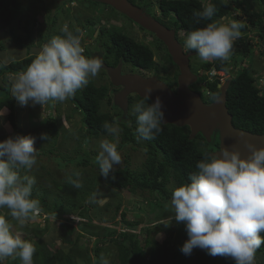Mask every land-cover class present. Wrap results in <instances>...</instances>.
Wrapping results in <instances>:
<instances>
[{"label":"trees","instance_id":"16d2710c","mask_svg":"<svg viewBox=\"0 0 264 264\" xmlns=\"http://www.w3.org/2000/svg\"><path fill=\"white\" fill-rule=\"evenodd\" d=\"M29 1L30 6H32L35 1H40L42 2L43 8L51 12L54 9L53 7L56 9L60 7V10L61 8L64 9L65 4L71 0L64 1L60 6H50L45 0ZM78 1L83 4L89 3L93 7L98 5L104 6V8L118 13L108 4L92 0ZM130 1L139 6H145L148 9L152 6V2L149 3L147 0ZM246 1L258 4L262 8V11L259 13L256 12L254 16L251 15L248 10L242 6ZM209 2L214 4L217 9L211 20L222 22V19L231 17L232 19L230 18L229 20H238L245 25L241 30V34L243 35L239 40L240 43L236 41L233 45V49L238 43L242 47V52L240 54L241 58L239 60H233L234 64L237 65L238 62L244 60L250 51H253L250 48L251 44L248 42L250 41L249 32L256 31L264 40V0H227V2H225V0H158L161 14L157 16L155 13L156 11L153 10L151 14L168 28H175L177 38L184 44L190 31L203 27L210 22V20H202L200 23H197L194 16V12L202 11ZM21 3L20 0H0V20L2 23L11 26V36L13 35L12 39L15 41L14 43L19 47L27 46L31 49L34 45L33 34L35 33L34 26H36L35 23L37 19L35 15L31 20L25 17L24 25L21 27L20 24L23 22L20 17L23 12ZM240 8L245 11L242 15L238 12ZM243 15L247 16L248 22L243 19ZM51 17L52 15H48V37L42 34V30H38L40 43L42 44L47 43L53 38V32L58 36L63 35L62 30L55 32L54 22L51 20ZM97 18L98 17H94L93 19L92 16H87L85 18V23L77 22L79 23L78 25L71 21L68 30L75 34L77 30L82 32L92 24L97 27L100 23ZM50 23L53 24L50 25ZM20 27L22 29L24 28V35L18 32ZM141 28L144 29L143 27ZM99 31V40L105 51L104 63L115 66L120 62H124L130 64L133 70H137L144 74L149 72L154 73L161 80L166 81L170 85L177 83L179 75L177 69L173 72V76H162L161 74L160 64L155 59L154 47L159 51L165 52V65L162 67L164 71H168L169 69L167 63L173 64V61L165 44L158 38H155L153 47L151 44L139 40L134 34L125 32L122 28L109 29L103 26ZM3 48L4 45L0 43V50ZM36 55L37 53L29 52L26 57L8 63L0 59V63L3 64V66H0V76L2 77V84L0 85V109L5 107L9 108L10 112L8 118L12 123L14 136L25 135V133L17 123V100L11 94V82L9 81V77L25 70ZM195 56L199 57L198 53ZM233 62L232 60L223 62L220 60L202 61L200 69H202L203 72L213 68L228 71ZM198 75V81L193 84L192 88L201 93L203 89L209 90V95L203 94L205 102L215 101L221 94L219 79L207 80V76L201 72H199ZM205 81L206 84H204ZM111 86L116 88L111 82H109V84L102 83L100 85L89 82L85 87L78 90L75 95L69 97L73 105L71 110L73 113H79L81 115L80 119L85 128L83 140L90 141L94 137L106 135L107 133L103 125L105 122H108L122 128V140L118 149L126 144H132L135 149L143 147L147 153L143 169H133L129 160L126 159L124 165L119 168H114L113 173H110L106 179L114 188L129 190L133 195L140 193L139 191H148L151 194V198H148L150 205L157 206L156 208L158 210L157 216H155L154 219L156 217H158L159 220L167 219L174 215L170 204L173 191L170 184L173 183L172 181H175L176 187H178L182 183H189L190 175L197 170V162L203 158L205 152L211 153L217 150L220 146V139L217 135L216 138L213 137V140L209 141L202 133H198L192 138L190 126H178L172 123H163L162 121L160 125L161 131L158 134H154L153 139L145 140L136 132L135 114L129 113L130 120H119L122 116V110L114 104ZM137 99L140 101L143 97L137 96ZM131 101L132 97H129V102ZM103 102L110 105L111 110H103ZM151 102H153V100L150 99L149 103ZM227 106L230 113L233 115L232 122L236 128L256 134H264V85L261 87L258 86L256 71L251 63L242 67L232 79L227 90ZM73 116L74 114L71 115V113L68 115L69 118ZM56 121L57 120L53 118L48 121L46 129L48 130L47 134L50 133L49 137H55L60 131ZM34 134H37V132ZM38 135L40 137L41 133L35 136L38 137ZM38 146L39 150H37V157L43 154L48 158L49 162L54 160L57 167L60 168L55 156H53L55 153L54 148L46 150L40 142ZM97 155L98 154L93 158L81 155L82 159L79 161H81L80 163L88 164L93 160L95 164H97ZM46 171L50 173L49 168H46ZM73 172L68 174L63 180L52 179L55 188L58 189V193L53 195L52 200H49V198L53 190L50 192V188L38 183H35L33 186L32 198L39 201V209L48 215L60 217L65 220L61 222L60 227L66 233V241H69L72 245L67 253L63 252L62 248L58 249L56 253L49 250L48 242L43 240L36 241L34 244L36 251L33 255L35 264H56V261L59 264H101L100 261L103 251L101 243H105L106 241L115 243L121 264H181L183 252L180 248H177V243H179V241H176L175 247H170L169 244H166L160 249L159 242L154 241L153 238L150 237L151 223H154V221L148 218V220L152 222L148 221L145 226H142V220L139 222L130 221L127 218V214L132 208L122 203L117 204L115 207L116 215L121 211L120 219L116 220L117 218L115 215L113 222L105 224L102 228L92 227L93 223H98V214L92 213L93 207L90 202L83 201L89 195V189H91L92 186L87 185V178H80L83 187L79 189L74 188L68 182L70 176L75 179L72 175ZM113 175L115 177L114 179L112 178ZM134 205V208L137 210L141 209L138 204ZM73 208L77 209L76 215H70V212H72L70 210ZM75 222L78 223V226H76ZM119 224L123 226L119 227ZM177 224L178 231L179 228L182 230V228L185 227L184 223ZM142 230L146 234L144 243L140 236ZM87 233L96 238L93 251L94 261H92L89 256L90 249L86 248L81 250L78 244L80 237ZM73 235H75L74 238ZM261 235L264 236V233ZM25 239L32 242L31 237H26ZM257 252L264 255V244L261 245ZM148 255L151 256L149 260ZM78 258L83 259L84 263L80 262ZM21 263L18 257H12L6 262H3V264Z\"/></svg>","mask_w":264,"mask_h":264},{"label":"clouds","instance_id":"9594fccd","mask_svg":"<svg viewBox=\"0 0 264 264\" xmlns=\"http://www.w3.org/2000/svg\"><path fill=\"white\" fill-rule=\"evenodd\" d=\"M216 11L215 5L209 2L202 11L194 12L197 23L202 20L210 22L190 31L184 44L181 42L185 49L195 50L193 52L205 62L228 61L233 45L245 27L238 20H211ZM62 32V36H54L42 46L25 70L10 76L12 96L22 106L30 102L42 106L50 101L64 102L99 74L103 61L84 54L85 48L93 45L82 46L83 33L77 30L74 34L67 26ZM190 66L195 72L191 62ZM234 66L233 63L228 71L213 68L204 72L199 69V72L206 75L207 80L219 79L221 89L219 73L230 72L226 81L230 86L241 69ZM192 86L191 89L200 93L203 99V94H210L209 90L203 89L201 93ZM258 86L261 87L259 82ZM153 90L147 87L144 98L132 109L136 115V132L145 140L153 139L165 120L161 98L149 103ZM5 115L6 109H0V121ZM103 128L107 136L115 138H102L98 145L96 162L100 175L107 178L113 173L114 166L121 163L118 151L120 128L108 122ZM39 138L46 141L49 135L42 133ZM36 140V136L29 134L9 136L0 141V209H8L7 214H0V264L8 257H18L22 264H33L35 246L24 238L23 233L14 229L12 221L23 226L40 210L39 201L32 198L35 177L21 175L22 170H31L37 162ZM249 149L248 156L229 147H224L219 153L205 152L196 164L197 170L190 175V182L173 189L170 204L174 215L158 225L170 227L173 219L176 223H184L188 235L181 248L184 254L189 255L194 248H200L213 257L231 258L235 264H255V254L264 244V236L261 235L264 233V146L250 145ZM72 175L75 179L70 176L68 182L74 188H82L81 172L74 171ZM101 264H110L109 258L102 256Z\"/></svg>","mask_w":264,"mask_h":264},{"label":"rangeland","instance_id":"374dc122","mask_svg":"<svg viewBox=\"0 0 264 264\" xmlns=\"http://www.w3.org/2000/svg\"><path fill=\"white\" fill-rule=\"evenodd\" d=\"M21 7H22V24L24 25L25 17H27L28 20H31L33 16H36V26H34V34H33V41L34 45L31 49H29L27 46L25 47H19L15 41L12 39L13 35L11 36V27L9 25H6L2 22H0V43L4 45V48L0 50V59L4 62L8 63L11 61H15L18 59H22L26 57L29 52L33 53H39L42 46L44 44L40 43V36L38 33V30H42V34L46 37H48V15H52L51 20L54 22V29L55 32H58L62 30L65 26L69 28V24L71 21L75 22L76 25L82 22L85 23V18L87 16L98 17L97 20H99V24L97 27L95 25H90L85 31L83 30V37H82V44L83 46H86L88 44H91L95 47H98L99 49L103 50V46L100 39V31L99 29L103 26L108 27L109 29L113 28H122L125 32L134 34L139 40L151 44L154 47V40L155 38H158L157 35L152 32L151 30L141 26L138 22L134 21L130 17L125 15L123 12L115 9L118 13H115L109 9L104 8V6H95L93 7L89 3L83 4L82 2H79L78 0H65L69 1L65 4L64 9L58 7L59 9H54L51 12H48L46 9L43 8L42 2L35 1L32 6H30L29 0H20ZM63 1V0H62ZM61 1V2H62ZM148 2H152V6L149 7V9H145L149 14H151V11H156V15L159 16L161 14V10L158 6V0H147ZM64 2V1H63ZM98 2V1H96ZM99 3H103L100 2ZM107 4V3H103ZM243 8L245 7L248 12L251 15H255L256 12H261L262 8L255 3L252 2H244ZM239 14H244L243 9L238 10ZM154 17V16H153ZM231 17H227V19H222V22H228L230 21ZM232 19V18H231ZM243 19L247 20V16L243 15ZM53 23H50V25ZM143 27L144 29H142ZM20 34L24 35L25 30L24 28L20 31H18ZM92 33V34H91ZM242 33V31H241ZM54 34V35H53ZM53 37L58 36L55 35L53 32ZM91 34V35H90ZM183 35V34H182ZM243 34H241L242 36ZM181 36V35H180ZM249 44L250 48L253 51H250L248 55L244 58L243 61L238 62L237 65L234 67L242 68V66H245L246 63H251L252 67L256 71V76H258V82L259 85H264V43L263 38L255 31V32H249ZM241 38V37H240ZM159 39V38H158ZM160 40V39H159ZM179 40V39H178ZM238 39L237 41H239ZM162 41V40H160ZM163 44H165L162 41ZM240 43V41H239ZM237 44L234 49H232V53L230 56V61L235 59L241 58V52L242 47L240 44ZM166 46V45H165ZM167 48V46H166ZM184 48V47H183ZM155 50V59L157 62H159L161 67V74L164 75H171L173 76V72L177 69L180 73V67L173 61L172 63H167L169 69L168 71L163 70V66L165 65V52L157 50L156 47H154ZM168 51V48H167ZM184 52H189V50L185 49ZM169 52V51H168ZM263 52V53H262ZM173 60V59H172ZM191 64H193V67L196 69L195 73L200 69L201 60L199 57L192 55L190 56ZM234 63V62H233ZM232 63V64H233ZM231 64V65H232ZM177 67V68H176ZM123 69V67H122ZM132 69L130 64H126L124 70H130ZM103 65L100 69L99 74L94 77L90 78L89 82L96 83L97 85H100L102 83L111 82L110 75L107 72H103ZM123 72V71H122ZM123 73H130L129 71L123 72ZM150 73V72H149ZM230 72H227L226 74L219 73L221 78V85L224 86L227 84V79L229 77ZM147 76H152L154 73L144 74ZM198 75V74H197ZM15 76V75H12ZM2 77L0 76V85L2 84ZM263 78V79H261ZM9 81L10 77H9ZM112 83V82H111ZM116 87V92L121 89L119 86ZM171 88H174L177 91L178 88V78L177 83H173ZM115 92V93H116ZM12 94V93H11ZM132 96V101L129 103V113L133 114L132 109L133 106L138 102L136 93H132L130 97ZM113 100H114V93L112 94ZM73 108V105L70 102V99L68 98L64 102H58V101H50L49 103L45 104L44 106L36 104L33 105L31 102L26 105L22 106L17 101V123L20 128L24 130L25 135H36L38 133H47L46 126L48 125V121L53 118L56 121L57 125L60 128V131L58 132L55 137H49L48 140L44 141L39 138V135L37 137V140L35 142V147L37 150H39L38 143L40 142L46 150L50 148H54L55 153L53 156H55L56 161L59 163L60 168L57 167L54 160L48 161V158L45 157L43 154L40 157H37L36 164L32 167L31 170H22V175H29L34 176L36 179V184H42L43 186L50 188V192L53 190V193L51 192V196L49 200H52L53 195L58 193V189L55 188L53 180L52 179H61L63 180L65 177H67L68 174L72 173L73 171H80L81 177L80 178H87L86 183L87 185L92 186L91 189H89V195L83 200L90 202L92 204L93 214H98L97 221L98 223L92 224V227H100L105 226V224H109L113 222L114 217L116 215V205L119 203H122L125 206H129L132 208L128 211L127 218L130 221L133 222H142V226H145V224L150 221L148 218H151L154 223H151V233L150 237L153 238L154 241H158L161 247L163 248L166 244H169L170 247L176 246L177 248H182L185 241L188 239V235L186 232V227H183L182 230L179 228V231L177 229V223L175 220H172L170 227H164L162 224L158 225L161 221L166 220L165 219H154L155 216H157L158 210L157 206L150 205L149 199L151 198V194L148 191H139L140 193L133 195L129 190L123 189H116L113 186L110 185V183L107 181L106 177L100 175L99 172V166L98 164H95V162L92 160L88 164L80 163V159H82L81 155L86 157H94L99 152V141L102 138H108L110 140L115 139L114 137H109L106 135H102L99 137H94L90 141H84L83 140V134L85 135V128L83 127V123L80 119L81 115L79 113H73L71 110ZM111 106L108 105L106 102H103L102 109L103 110H111ZM6 109V115L3 118V121H0V141L7 139L9 136H14V130L11 121L8 118L9 115V108L5 107ZM71 113L74 114L72 118H69L68 115ZM116 125V124H115ZM118 126V125H116ZM137 127V124H135ZM119 127V126H118ZM120 128L119 136H118V146L122 140L121 132L122 128ZM37 134H34L36 133ZM50 134V133H49ZM48 134V135H49ZM118 151L121 154V163L119 165H115L114 168H119L124 165V162L126 159L129 160L131 163V167L133 169H143V164L145 163L147 153L146 150L141 148H133L132 144H126L123 147H119ZM77 152V153H76ZM79 152V153H78ZM96 153V154H94ZM49 168L50 173L46 171V168ZM47 177V178H46ZM49 178V180H48ZM60 180V181H61ZM173 183L170 184V187L172 189H175L176 184L175 181H172ZM134 204H138V206L141 207L140 210H137L134 208ZM72 211V212H70ZM70 211V215H76L77 209L73 208ZM8 209L3 208L0 209V214H7ZM121 213V211H120ZM120 213L116 215V220L121 218ZM66 216V215H65ZM9 219H11L9 217ZM115 220V221H116ZM63 220L60 217L51 216L47 213H44L42 210H39V212L35 216H31L28 220L25 221L24 225L21 226L16 221H12L14 225V229L17 231H20L23 233L24 238L31 237L33 244H35L36 241L43 240L45 242H48L49 250L52 252L58 251V249L62 248L63 252L67 253L72 245L69 241H66V233L61 229V222ZM152 222V221H150ZM100 223V224H99ZM76 226H78V223L75 222ZM120 225V226H119ZM118 226L121 227L123 225L119 224ZM141 227V226H140ZM62 230V231H61ZM181 230V231H180ZM117 236V235H116ZM143 243L145 242L146 234L141 232L140 234ZM75 235H73V238ZM96 238L89 233L86 235H83L79 239V247L81 250H84L86 248L89 250V256L91 257L92 261H94V247H95ZM101 247L103 248L102 256L107 257L110 260V264H121L118 258V251L116 248V245L112 241H106L105 243H101ZM149 247V246H148ZM150 255H148V260L150 259ZM9 258H6L3 262H6ZM80 262H83V259H80ZM258 259V261H257ZM12 260V259H11ZM260 260V261H259ZM35 262V259L33 258V264ZM101 262V261H100ZM22 264V263H21ZM56 264H59L56 261ZM181 264H235V261L231 258L224 257V256H211L207 253L206 250L200 249V248H194L191 252V254L186 255L183 253ZM255 264H264V255L261 253L255 254Z\"/></svg>","mask_w":264,"mask_h":264},{"label":"water","instance_id":"95a60500","mask_svg":"<svg viewBox=\"0 0 264 264\" xmlns=\"http://www.w3.org/2000/svg\"><path fill=\"white\" fill-rule=\"evenodd\" d=\"M50 6H60L65 0H45ZM62 1V2H61ZM107 3L115 9L123 12L141 26L154 32L168 48L173 61L180 67L178 76V88L174 91L170 85L161 80L157 75L147 76L140 72H122V63L110 66L102 62L103 69L110 75L114 86L121 87L114 92V104L122 110L121 121L130 120L129 97L136 93L144 98L145 89L152 87L151 100L160 97L165 111L163 123H172L178 126L188 125L191 128V137L202 133L209 141L220 139V146L211 153H219L224 147L238 149L243 156L250 153L249 146H264V134H256L250 131L236 128L232 122V114L227 107V89L229 83L222 86L219 97L207 103L201 94L192 90L198 75L190 66V56L196 52H184L183 44L176 36L175 28H168L159 20L149 14L144 8L134 4L130 0H92Z\"/></svg>","mask_w":264,"mask_h":264},{"label":"flooded vegetation","instance_id":"af4514ba","mask_svg":"<svg viewBox=\"0 0 264 264\" xmlns=\"http://www.w3.org/2000/svg\"><path fill=\"white\" fill-rule=\"evenodd\" d=\"M90 46V45H89ZM86 56H88V57H95V58H98V59H100L101 60V62L104 60V58H105V51H103V50H101V49H99L98 47H93V46H90V47H86L85 48V53H84ZM105 62V61H104ZM122 63V65H123V69H122V71L123 72H127V71H129V72H139V71H137V70H133V69H130V70H127V71H125L124 70V68H125V65L127 64V63H124V62H121ZM118 65V64H117ZM117 65H115V66H117ZM103 71V70H102ZM104 72V71H103ZM140 73H142V72H140ZM147 74H150V73H147ZM174 91H176L174 88H172ZM194 89V88H193ZM111 92L112 93H114V92H116V88H114L113 86H111ZM132 97V96H131Z\"/></svg>","mask_w":264,"mask_h":264},{"label":"bare ground","instance_id":"6f19581e","mask_svg":"<svg viewBox=\"0 0 264 264\" xmlns=\"http://www.w3.org/2000/svg\"><path fill=\"white\" fill-rule=\"evenodd\" d=\"M184 50H185V48H183ZM189 52H191V51H189ZM179 76V75H178Z\"/></svg>","mask_w":264,"mask_h":264}]
</instances>
